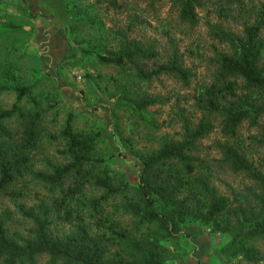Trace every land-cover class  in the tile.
<instances>
[{"label": "rangeland", "instance_id": "374dc122", "mask_svg": "<svg viewBox=\"0 0 264 264\" xmlns=\"http://www.w3.org/2000/svg\"><path fill=\"white\" fill-rule=\"evenodd\" d=\"M263 3L199 0L196 19L190 22L179 17L177 0H0V111L17 100L15 87H29L17 101L25 116L4 119L6 133L0 134V141L10 146V156L15 151L25 153L31 166L10 187L22 190L17 202L4 193L0 195V218L9 213L5 225L9 235H33L32 221L18 211L16 203L27 207L41 199L50 203L71 183L69 177L62 186L52 188L33 177L36 171L50 172L70 160L62 133L69 121L75 134L92 140L93 156L106 158L93 172L106 169L115 183L128 184L125 190L101 201L102 212L139 241L156 238L166 264H264V238L249 241L259 254L258 260L250 261L233 255L230 231H214L208 224L188 219L180 224L178 236H165L156 222L141 223L122 208L136 198L140 156L163 143L181 141L184 127L193 128L203 116L211 123L210 131L196 140L192 154L208 168L209 184L231 201L223 217L235 222L234 212L240 206L249 209L255 205L259 188L223 160L220 145L237 149L264 171V146L260 143L264 114L244 119L232 134H226L221 116L205 114L197 97L216 80L219 55L231 51L214 31L241 35L245 25L256 20ZM129 42L151 48L157 56L137 57L125 65L101 63L97 58V53L117 52ZM174 52L189 73L186 81L172 73L138 77L136 63L151 69L168 62ZM237 82L238 92L248 94L240 78ZM146 96L155 102L140 109L136 102ZM30 119L35 121L37 134L35 143L27 147L22 143ZM103 192L93 180L86 182L79 200L72 203L71 220L52 215L51 233L67 236L82 221L91 222L92 233L106 230L96 227L87 206L88 198H99ZM108 246V260L118 253L127 260L138 257L124 242L109 241ZM26 264L64 261L53 262L42 254Z\"/></svg>", "mask_w": 264, "mask_h": 264}, {"label": "trees", "instance_id": "16d2710c", "mask_svg": "<svg viewBox=\"0 0 264 264\" xmlns=\"http://www.w3.org/2000/svg\"><path fill=\"white\" fill-rule=\"evenodd\" d=\"M177 1L179 17L190 22L195 21L199 0ZM263 28L264 3L256 20L245 25L241 35L221 29L214 31L217 37L229 44L231 51L219 55L217 78L199 94L197 101L202 103L205 114L217 113L221 116L222 129L226 134H232L244 119L264 114V61L261 60L264 51ZM134 45L137 44L129 42L117 52L97 53V58L101 63L125 65L134 62L137 57L153 59L157 56L151 48ZM135 67L141 79L172 73L186 81L189 76L176 52L168 62L157 64L151 69L137 63ZM238 78L248 94L238 92ZM15 90L17 100L10 108L0 111V134L6 133L4 119L13 115L25 116L19 110L17 101L28 93L29 87L18 86ZM154 102L153 98L146 96L136 104L143 109ZM34 122V119H30L26 123L22 145L27 147L35 143L37 132ZM210 127V121L203 116L193 128L188 125L184 127V138L181 141L163 143L158 149L141 155L142 167L136 183V198L125 202L122 208L138 217L141 223L156 222L165 236H178L181 233L180 224L188 219L208 224L214 231H230L229 244L233 255L256 261L259 257L258 251L249 241L264 238V171L237 149L227 144L220 145L223 160L234 171L245 173L259 188L253 207L246 209L240 206L234 212L235 222L223 217L230 210L231 201L209 184V176L206 174L208 168L192 154L196 140L208 133ZM62 133L67 139L65 151L70 160L54 166L50 172L36 171L33 177L52 188L62 186L69 177L72 179L71 183L66 189H62V196H53L50 203L41 199L36 205L29 207L23 203L15 204L18 211L33 223L31 237L21 238L19 234L16 235L17 238L10 236L5 226L9 213L0 218V264H26L42 254L48 255L53 262L62 259L64 264H166L156 244V238L142 242L131 237L125 228L106 216L100 208L101 201L125 190L128 184L115 183L106 169L98 174L93 172L96 165H102L106 158L93 156L92 140L75 134L69 121ZM260 143L264 146V135ZM29 161L30 158L25 153L15 151L10 156V146L0 141V195L4 193L16 201L22 190H10V187L15 184L18 175L30 170ZM91 180L104 192L99 198H88L87 206L91 210L92 220L96 221V227L102 226L106 230L92 233L89 227L91 222L85 224L82 221L67 236L59 237L51 233L52 215L71 220L72 203L79 200L78 196L83 192L86 182ZM78 218L83 220L80 215ZM114 240L130 246L138 257L127 260L118 253L117 257L106 259L108 243Z\"/></svg>", "mask_w": 264, "mask_h": 264}]
</instances>
